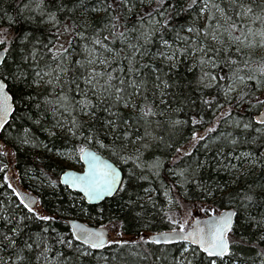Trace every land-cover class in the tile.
<instances>
[{
    "label": "snow or ice",
    "instance_id": "snow-or-ice-1",
    "mask_svg": "<svg viewBox=\"0 0 264 264\" xmlns=\"http://www.w3.org/2000/svg\"><path fill=\"white\" fill-rule=\"evenodd\" d=\"M0 173V264H264V0H0Z\"/></svg>",
    "mask_w": 264,
    "mask_h": 264
},
{
    "label": "trees",
    "instance_id": "trees-1",
    "mask_svg": "<svg viewBox=\"0 0 264 264\" xmlns=\"http://www.w3.org/2000/svg\"><path fill=\"white\" fill-rule=\"evenodd\" d=\"M5 6L9 7L10 11L12 10V7H14V5L9 6L8 4H5ZM12 147H13V145L11 143H9L8 144V150L10 151V153H11ZM101 154L104 155L105 158H108L106 153L102 152ZM3 159H5L6 163H9L7 158H3ZM25 159H26L25 153H23V152L19 153V162L16 163L15 165L12 164V169H13V173L14 174L17 171H20L21 173L24 171V161H25ZM28 159L30 160V157H28ZM52 159L55 160L57 163H59V161L57 160L56 157H52ZM2 178H3V174L0 173V181H2ZM17 182H18V185L21 186V189L28 190L30 192L32 191V188H30L28 186L30 182L27 179H25L23 182H21L20 180L17 179ZM0 191H3L2 187H0ZM49 191L50 190L45 189V192H49ZM33 193H37L38 196L40 195L39 192H33ZM155 195L159 196L160 200H163V196H162L161 193H156ZM44 199L47 201L48 197L46 196V197H44ZM93 215H95L94 210H93ZM81 221L84 222V223L89 224L90 226H95V227H99L101 224H104V225L115 224V225L118 226L120 234L121 233H125L124 236H123L124 239H129L131 237V234L135 233L137 231L136 226L132 225L131 223H126L124 225V227L122 228L120 220H113L112 223H109V219L107 217L104 218V219H101V218L97 217L95 220L82 219ZM157 228H159V230H167V228L162 226V225H157ZM141 230L143 231V229H141ZM156 230L157 229L154 228L152 231L155 232ZM145 234H147V233H145Z\"/></svg>",
    "mask_w": 264,
    "mask_h": 264
},
{
    "label": "rangeland",
    "instance_id": "rangeland-1",
    "mask_svg": "<svg viewBox=\"0 0 264 264\" xmlns=\"http://www.w3.org/2000/svg\"><path fill=\"white\" fill-rule=\"evenodd\" d=\"M6 158L10 164V170L8 171V175L14 176L15 174L13 173V169H12V155H11L10 151H9V154ZM57 160H58V158H57ZM59 163H60V161H59ZM62 166L65 167L66 169H71V170H75V171L81 170V165L74 160L65 161L62 163ZM14 182L18 185L17 180H15ZM21 190L22 191H28V190H24V189H21ZM33 195L38 196L37 193H33ZM197 214L202 216V213H199L198 210H197ZM105 227H106V230L110 234V239H116L119 237L120 232H119V228L117 225L110 224V225H105Z\"/></svg>",
    "mask_w": 264,
    "mask_h": 264
},
{
    "label": "water",
    "instance_id": "water-1",
    "mask_svg": "<svg viewBox=\"0 0 264 264\" xmlns=\"http://www.w3.org/2000/svg\"><path fill=\"white\" fill-rule=\"evenodd\" d=\"M81 223H84V222L81 221ZM93 227H95V226H93ZM107 234H108V238L110 239V234L108 231H107Z\"/></svg>",
    "mask_w": 264,
    "mask_h": 264
}]
</instances>
